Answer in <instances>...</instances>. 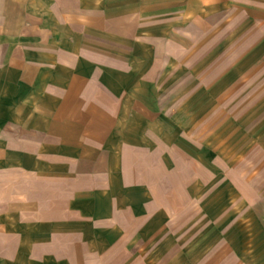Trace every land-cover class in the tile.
<instances>
[{
	"label": "crops",
	"instance_id": "obj_1",
	"mask_svg": "<svg viewBox=\"0 0 264 264\" xmlns=\"http://www.w3.org/2000/svg\"><path fill=\"white\" fill-rule=\"evenodd\" d=\"M120 1L0 0V264H155L147 248L233 264L184 238L216 152L186 157L154 115L152 58L129 54L147 41ZM170 221L176 253L153 244Z\"/></svg>",
	"mask_w": 264,
	"mask_h": 264
},
{
	"label": "rangeland",
	"instance_id": "obj_2",
	"mask_svg": "<svg viewBox=\"0 0 264 264\" xmlns=\"http://www.w3.org/2000/svg\"><path fill=\"white\" fill-rule=\"evenodd\" d=\"M125 15L137 39L147 41L145 49L142 45L129 54L146 52L152 58L154 115L168 117L170 138H181L178 146L186 157L190 147L199 148L200 160L216 157L200 172L196 219L185 221L186 232L194 228V235L184 238L199 239L198 246L209 251L211 261L260 264L264 260V0H132ZM210 175L212 183L206 180ZM242 183L249 192L247 201L239 193ZM178 226L170 221L168 237L154 240V246L175 253L181 249ZM210 226V235L203 233ZM149 250L146 257L157 264L160 252ZM174 258L164 264H173ZM192 261L191 255L186 264Z\"/></svg>",
	"mask_w": 264,
	"mask_h": 264
}]
</instances>
